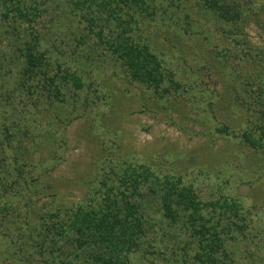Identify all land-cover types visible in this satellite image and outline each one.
<instances>
[{"label":"trees","instance_id":"obj_1","mask_svg":"<svg viewBox=\"0 0 264 264\" xmlns=\"http://www.w3.org/2000/svg\"><path fill=\"white\" fill-rule=\"evenodd\" d=\"M187 9L197 15L172 11ZM204 20L225 36L213 55L234 67L227 104L254 111L243 129L205 131L203 146L235 151L219 145L204 166L177 144L113 154L107 74L154 89L157 108L215 118L205 79L179 67ZM251 21L264 26V0H0V264H264V184L249 203L239 191L264 171V48L246 39ZM80 119L112 153L70 199L59 171Z\"/></svg>","mask_w":264,"mask_h":264},{"label":"rangeland","instance_id":"obj_2","mask_svg":"<svg viewBox=\"0 0 264 264\" xmlns=\"http://www.w3.org/2000/svg\"><path fill=\"white\" fill-rule=\"evenodd\" d=\"M172 11L176 16H179L177 12L180 15L184 13L190 16L197 15L192 9H187L184 12ZM170 15V20L168 21L172 25L166 24V28L173 26L174 23V16ZM184 20L187 19L184 18ZM204 21L207 25L204 26L206 31L196 34L197 36L194 35L192 39L187 40V43L185 42L183 45L185 48L189 43L187 53L191 52L192 55L200 57L201 60L192 59L190 54L189 61L182 62L179 67L185 70L184 75L188 78V81H192L197 77L205 79L203 86L205 90L206 88L208 89L205 96L207 98L210 97V100L217 99L213 109L215 118L194 122L183 118L184 116L179 114L174 108H169V106L166 110L162 108L163 104L157 108L152 105V101H158L161 96L154 89H149L146 85L123 78L120 75V71L117 73L118 75L111 77L110 80L108 78L109 74H107V77L105 76L107 78H105L106 84L112 86V101L114 100L117 105L115 113L108 112V114L112 115L110 118L113 121V125H117L116 128L119 130V133L115 129V133L113 130L111 133V136L116 139V150L113 154L121 156L132 153L145 154L147 153L146 151L152 152L155 149H172L171 146L177 144L179 148L175 152L181 153V156H184V160L192 159L187 156V153L191 151L195 156L194 162L204 166L206 163L212 162V153L219 150V145L231 147L234 149L232 151H235L234 145H230L228 141L225 142L223 139L217 140L214 145L215 148L211 152L203 146L206 141V136L203 135L205 131L213 130V132H216L218 124H229L237 130L243 129L247 115L254 111L253 108L252 111L248 110L245 105L234 106L233 104H227L228 99L225 98L229 96V93L225 92L228 89L226 76L231 73L234 67L223 65L222 60L213 55L216 52L214 46L212 49V43L216 42L214 40H218L221 43L226 41L221 26L213 21ZM183 22L182 24L186 25ZM193 25L194 29L199 28L195 20ZM245 31L247 32L246 39L251 41L252 44L264 48V26L251 21L245 26ZM244 36V34H239L236 38L241 39ZM227 42H231L232 47H236V42L232 38L228 39ZM199 61L203 62L205 66L199 64ZM207 76L209 77L208 80H206ZM223 93H227V95L225 96ZM113 97L116 98L113 99ZM186 105L183 103L184 108H186ZM170 113L173 117L172 119L169 117L171 116ZM82 121L84 119L76 120L66 128L69 148L66 151L67 160L60 166L61 169L59 171L65 177L62 176L61 189L63 192H67L65 196L70 199H79L84 195L87 188L86 180L89 176L99 173V166L103 163L102 159L107 154L112 153L108 152L105 146H101L100 141L102 140L100 138L99 141L97 137L91 136L90 131L86 127L82 129L85 126ZM85 121L87 120L85 119ZM106 143L109 144L111 141ZM172 150L174 151V149ZM257 176L260 178L256 187L251 188L249 184L244 183L240 185L239 191L245 195L248 203L251 198L257 195L256 191L260 190V187L264 184V171L261 174L257 173Z\"/></svg>","mask_w":264,"mask_h":264}]
</instances>
